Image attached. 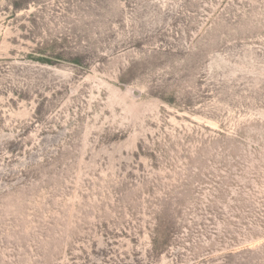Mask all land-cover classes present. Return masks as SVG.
<instances>
[{
	"label": "rangeland",
	"instance_id": "obj_1",
	"mask_svg": "<svg viewBox=\"0 0 264 264\" xmlns=\"http://www.w3.org/2000/svg\"><path fill=\"white\" fill-rule=\"evenodd\" d=\"M0 264H264V0H0Z\"/></svg>",
	"mask_w": 264,
	"mask_h": 264
}]
</instances>
